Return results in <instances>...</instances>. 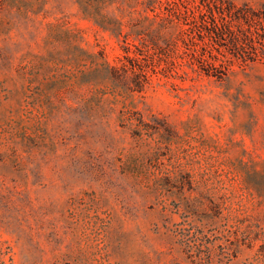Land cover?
<instances>
[{
    "label": "rangeland",
    "instance_id": "1",
    "mask_svg": "<svg viewBox=\"0 0 264 264\" xmlns=\"http://www.w3.org/2000/svg\"><path fill=\"white\" fill-rule=\"evenodd\" d=\"M172 2L0 0V264H264V59Z\"/></svg>",
    "mask_w": 264,
    "mask_h": 264
},
{
    "label": "trees",
    "instance_id": "2",
    "mask_svg": "<svg viewBox=\"0 0 264 264\" xmlns=\"http://www.w3.org/2000/svg\"><path fill=\"white\" fill-rule=\"evenodd\" d=\"M169 11L183 23L180 57L197 70L222 77L234 61L264 59V4L173 0Z\"/></svg>",
    "mask_w": 264,
    "mask_h": 264
}]
</instances>
